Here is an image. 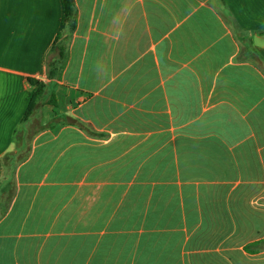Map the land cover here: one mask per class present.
Returning <instances> with one entry per match:
<instances>
[{
  "label": "crops",
  "instance_id": "obj_1",
  "mask_svg": "<svg viewBox=\"0 0 264 264\" xmlns=\"http://www.w3.org/2000/svg\"><path fill=\"white\" fill-rule=\"evenodd\" d=\"M75 8L50 80L62 1L0 0V264H264V0Z\"/></svg>",
  "mask_w": 264,
  "mask_h": 264
},
{
  "label": "trees",
  "instance_id": "obj_2",
  "mask_svg": "<svg viewBox=\"0 0 264 264\" xmlns=\"http://www.w3.org/2000/svg\"><path fill=\"white\" fill-rule=\"evenodd\" d=\"M62 8H63V17H62V25L60 29V33L57 37V40L52 48V54L54 57L48 63V78L50 80H59L62 74V71L65 67L67 60V49L66 45L63 41H61V35L65 30H68L72 33L77 24V16H76V8H75V0H61ZM29 83L36 87V91L32 95L28 108L24 114L22 123H25L29 120V118L34 114V112L45 103H49L50 105H54L55 101L51 99H47V90L48 84L43 82L30 79ZM25 155H17L15 153L8 154L2 163L9 162L17 164L25 159Z\"/></svg>",
  "mask_w": 264,
  "mask_h": 264
},
{
  "label": "water",
  "instance_id": "obj_3",
  "mask_svg": "<svg viewBox=\"0 0 264 264\" xmlns=\"http://www.w3.org/2000/svg\"><path fill=\"white\" fill-rule=\"evenodd\" d=\"M69 122H74V121H72V120L70 121V119H69Z\"/></svg>",
  "mask_w": 264,
  "mask_h": 264
}]
</instances>
